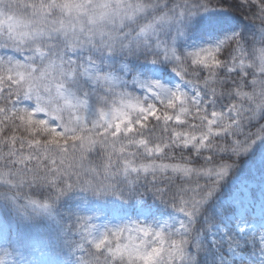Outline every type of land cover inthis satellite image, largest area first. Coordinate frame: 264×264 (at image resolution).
<instances>
[{
    "label": "snow or ice",
    "instance_id": "snow-or-ice-1",
    "mask_svg": "<svg viewBox=\"0 0 264 264\" xmlns=\"http://www.w3.org/2000/svg\"><path fill=\"white\" fill-rule=\"evenodd\" d=\"M0 264H264V0H0Z\"/></svg>",
    "mask_w": 264,
    "mask_h": 264
}]
</instances>
